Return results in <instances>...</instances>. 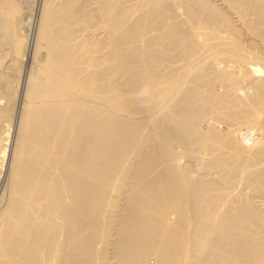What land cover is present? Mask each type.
<instances>
[{
  "label": "bare ground",
  "instance_id": "6f19581e",
  "mask_svg": "<svg viewBox=\"0 0 264 264\" xmlns=\"http://www.w3.org/2000/svg\"><path fill=\"white\" fill-rule=\"evenodd\" d=\"M0 264H264V0H0Z\"/></svg>",
  "mask_w": 264,
  "mask_h": 264
},
{
  "label": "rangeland",
  "instance_id": "374dc122",
  "mask_svg": "<svg viewBox=\"0 0 264 264\" xmlns=\"http://www.w3.org/2000/svg\"><path fill=\"white\" fill-rule=\"evenodd\" d=\"M12 133H13V132H12ZM250 135H252V134H251V133H249V136H250ZM12 136H13V134H12ZM12 136H11V137H12Z\"/></svg>",
  "mask_w": 264,
  "mask_h": 264
}]
</instances>
